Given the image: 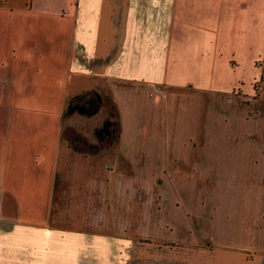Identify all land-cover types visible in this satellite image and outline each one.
Masks as SVG:
<instances>
[{
  "label": "crops",
  "instance_id": "1",
  "mask_svg": "<svg viewBox=\"0 0 264 264\" xmlns=\"http://www.w3.org/2000/svg\"><path fill=\"white\" fill-rule=\"evenodd\" d=\"M27 1L0 0L1 112L64 118L56 157H0V264H264V0Z\"/></svg>",
  "mask_w": 264,
  "mask_h": 264
},
{
  "label": "rangeland",
  "instance_id": "2",
  "mask_svg": "<svg viewBox=\"0 0 264 264\" xmlns=\"http://www.w3.org/2000/svg\"><path fill=\"white\" fill-rule=\"evenodd\" d=\"M31 1L32 0L27 1V3H29V6ZM35 4L36 6H33V8H35L36 11L39 12L49 11V12H41V13L42 14L49 13L52 15L58 12L59 9H61V6L63 5V1L35 0ZM37 21H38L37 19L24 20V22L27 25L29 24L31 26L34 25ZM61 37L62 36L58 37L57 40H59V38ZM31 40L37 42L39 39L37 37H32ZM60 66L57 67L58 70H60ZM244 74L246 75L247 73L244 71ZM151 95L152 94H150V96ZM48 98L36 99V103L32 104L33 106L32 108L30 107L31 105L25 103V101H22L16 113H8V114L1 112L3 104H5L8 99L2 98L1 100L0 98V157H44V155L46 154L44 151L48 150V148L49 149L51 148V151H53V157H56L57 152L59 153L58 145L60 142V124L64 118V112H61L62 101L64 100V98L59 96L58 97L53 96V98L50 97ZM51 99L52 101L57 102V107L56 105L53 104L52 106H50ZM47 107L53 109L48 110L46 112L45 109ZM182 122H184L183 119L181 123ZM3 124L6 125V128ZM9 125L10 128H8ZM11 125H15V126L11 127ZM183 136L184 134L182 133V137ZM47 139H51V140L53 139V144H52L53 147L50 145L51 142L48 141ZM181 155L184 156L183 150ZM162 158H164V160L162 159L160 160L163 161L168 166L167 169H172L171 165H173V163H175L176 166L179 165L181 169L180 170L181 175H178L177 177H169V180H171L170 181L171 185L173 184V186L180 189L181 196L183 198H186L185 202H187L190 157H162ZM151 161H154V159L150 160V162ZM133 163L136 164V161L133 160ZM149 165L151 164L149 163ZM164 178L165 177H154L153 179L155 180L156 183L158 181L157 183L158 185H162L164 183Z\"/></svg>",
  "mask_w": 264,
  "mask_h": 264
}]
</instances>
